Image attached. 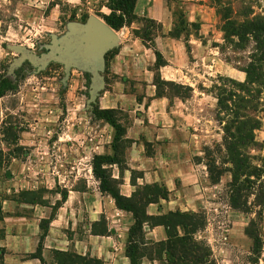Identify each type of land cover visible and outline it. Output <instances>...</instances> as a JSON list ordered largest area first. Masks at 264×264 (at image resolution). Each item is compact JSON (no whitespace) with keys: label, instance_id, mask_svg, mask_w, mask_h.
<instances>
[{"label":"rangeland","instance_id":"1","mask_svg":"<svg viewBox=\"0 0 264 264\" xmlns=\"http://www.w3.org/2000/svg\"><path fill=\"white\" fill-rule=\"evenodd\" d=\"M73 1L0 0V76L16 84L0 97V197L5 187L13 185L11 179L20 172L21 162L28 163L23 173L41 176L47 173L46 165H53L51 175L57 179L53 189L61 191L63 184H58L61 179L55 170L71 164L64 159L83 153L96 131L102 130L110 141L105 123L93 114L99 105L98 99L91 101L90 71L73 69L65 81L61 64L51 63L39 71L24 61L11 72V65L20 56L13 46L41 55L48 51L53 36L60 39L69 31V23H84L90 15L103 19L111 14L112 0ZM229 3L236 11L251 9L253 16L264 15V0H139L130 24L142 39L145 32L150 33L153 44L163 33L162 25L149 17H173L174 35H181L184 41L193 36L214 51L207 55L216 59L215 69L199 71L206 78L196 76L193 89L194 94L205 97L206 110L200 113L207 144L201 147L200 159L206 165L210 186V204L199 211L207 219L199 238L211 247L213 264H264V89H246L241 86L246 76L239 82L227 75L228 71L243 72L250 56V49L234 48L225 38L222 12ZM240 15L238 19L245 18ZM188 17L208 20L189 21ZM186 46L191 49L190 44ZM112 56L106 57V65ZM159 83L173 97L192 94L188 87L174 89ZM117 111V119L128 122L126 113ZM236 114L239 121L247 123L246 132L252 134V140L236 144L233 155L225 147V129L232 127ZM251 126L257 129L251 130ZM236 159L242 160L241 165L233 163ZM208 163L221 175L217 184L210 180Z\"/></svg>","mask_w":264,"mask_h":264},{"label":"crops","instance_id":"2","mask_svg":"<svg viewBox=\"0 0 264 264\" xmlns=\"http://www.w3.org/2000/svg\"><path fill=\"white\" fill-rule=\"evenodd\" d=\"M149 18L162 25V35L152 44L137 36L131 25L116 31L119 45L103 73L105 87L98 97L99 108L119 110L129 118L128 122L120 121L127 141L125 165L108 168L125 197H132L147 184L166 187L168 199L148 205V215L198 213L210 204V186L206 165L200 159L201 147L207 144L200 113L206 110L205 97L194 94L193 89L198 82L196 76L206 78L199 71L215 69L216 59L207 55L214 51L193 36L185 41L172 38L173 17ZM198 19L188 17L189 21L208 20ZM157 53L164 61L159 67ZM156 75L190 88L192 94L171 98L158 95ZM227 75L239 82L246 76L239 70L228 71ZM100 121L108 128L110 141L102 130L96 131L83 153L70 155L64 160H71V164L55 170L64 192L53 189V184L57 185L51 175L53 165H46L47 173L41 176L23 173L28 163H20V172L11 179L13 185L5 187L0 197V264H58L56 252L75 253L102 264H131L126 247L135 223L133 214L119 209L111 195L101 192L93 172L95 156L114 153L115 130ZM144 232L148 241L158 243L168 238L164 226L146 224ZM140 264L166 263L143 259Z\"/></svg>","mask_w":264,"mask_h":264},{"label":"trees","instance_id":"3","mask_svg":"<svg viewBox=\"0 0 264 264\" xmlns=\"http://www.w3.org/2000/svg\"><path fill=\"white\" fill-rule=\"evenodd\" d=\"M138 0H112L111 14L103 16L104 21L115 31L132 22ZM230 4V3H229ZM223 31L225 38L237 49H250V56L246 67L242 70L246 74V81L241 85L244 88L249 86H258L264 89V15L253 16L251 9H239L236 11L233 5H228L223 9ZM244 19H238L237 17ZM88 18V17H85ZM131 25V24H130ZM174 29L170 32L172 38H180L181 35H174ZM150 33L144 34V41L152 42ZM116 49L107 53L115 54ZM157 66L164 61L157 53ZM162 82L174 89L184 86L173 82H166L156 75L155 85L158 95L173 97L168 95L160 87ZM16 88V84L9 78L0 76V97ZM190 90V88H189ZM176 94V93H175ZM176 94L174 96H181ZM117 110H104L97 108L93 114L98 120L110 124L115 130L114 142L112 145L113 155H97L93 159V172L100 182L102 193L111 195L119 209L133 214L135 223L129 232V239L126 247V254L131 260V264H140L143 259L150 261L158 260L166 264H213L211 261L212 249L206 241L199 238V234L206 229L207 219L202 213L198 212H168L159 216L148 215L146 209L152 203H158L161 199H168L169 192L164 185L152 184L139 188L132 197H125L119 192V183L113 179L112 172L108 168L112 164H118L124 167L125 150L127 141L123 139L125 129L117 119ZM232 127L225 129V147L235 155L236 144H243L247 140H252V134L246 132L248 127L246 122L236 119L231 122ZM237 125V126H236ZM236 126V127H235ZM250 129V128H249ZM257 127L251 126V130ZM247 138V139H246ZM236 141V143H233ZM241 159H236L233 163L241 165ZM210 180L217 184L220 180V174L215 171L216 166L207 164ZM164 226L167 232V240L162 242H153L146 239L144 226ZM58 264H102L97 259L82 257L75 253H55Z\"/></svg>","mask_w":264,"mask_h":264},{"label":"water","instance_id":"4","mask_svg":"<svg viewBox=\"0 0 264 264\" xmlns=\"http://www.w3.org/2000/svg\"><path fill=\"white\" fill-rule=\"evenodd\" d=\"M69 31L60 39L52 37L48 51L37 55L32 50L21 45L12 49L19 53L11 65V72L24 61L36 65L39 71L45 70L51 63L64 66L65 81L73 69L90 71L92 74L91 101L95 102L105 87L103 73L106 69V55L117 48L119 36L103 19L90 15L86 22H71Z\"/></svg>","mask_w":264,"mask_h":264}]
</instances>
